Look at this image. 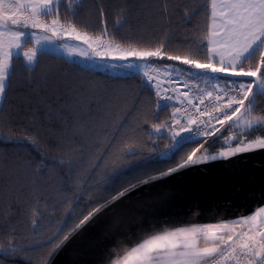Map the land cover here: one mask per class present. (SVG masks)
I'll return each instance as SVG.
<instances>
[{
  "label": "snow or ice",
  "instance_id": "1",
  "mask_svg": "<svg viewBox=\"0 0 264 264\" xmlns=\"http://www.w3.org/2000/svg\"><path fill=\"white\" fill-rule=\"evenodd\" d=\"M205 3L209 22L206 31L198 39L182 42L185 50L177 51L172 49L173 41L167 34L154 42L143 38L116 42L115 35L108 32L107 13L102 8L99 15L103 27L98 35H90L88 26L76 20L83 8L80 0H0V100L9 87L12 61L20 58L33 37L37 47L23 52L29 66L38 63V54L45 50L46 44L61 38L75 40L100 58L98 67L102 71L141 80L156 97V122L152 125L154 131L148 135L151 144L143 146L147 156L135 145L123 151L121 159L138 163L113 174L106 172L102 181L90 185L88 192H99L97 202L85 201L87 207L80 211H77L79 197L84 190L78 192L75 206L68 203L65 219L53 237L48 241L37 240L30 249H48L40 264H51L49 258L98 213L112 207L130 191L189 168L264 150V135L249 139L251 133L264 128V110L257 109V100H264V0H205ZM192 12L198 14L197 9ZM126 14V10L121 12L114 33L127 23ZM184 15L185 22L190 23L192 17ZM34 30L50 36H36ZM89 99L97 100L98 96L95 92L90 97L83 96L78 105L84 107ZM169 108L171 116L160 122L159 113ZM126 123L123 121L117 128L122 129ZM3 139L0 135V140ZM10 142L19 143L11 138ZM31 224L33 236H39L38 219ZM145 236L130 246L131 251L123 259L113 256L112 264H264V206L243 217L177 227L161 234L148 230ZM21 251L12 240L0 245V254L15 256Z\"/></svg>",
  "mask_w": 264,
  "mask_h": 264
},
{
  "label": "trees",
  "instance_id": "2",
  "mask_svg": "<svg viewBox=\"0 0 264 264\" xmlns=\"http://www.w3.org/2000/svg\"><path fill=\"white\" fill-rule=\"evenodd\" d=\"M80 2L83 8L76 20L88 26L90 35H98L103 27L99 10L104 9L108 32L115 35L116 42L139 38L154 42L167 34L172 49L184 51L182 42L201 37L209 23L205 0ZM124 10L127 23L114 33ZM185 13L192 17L190 23L185 22ZM32 41L30 38L25 51L35 47ZM37 60L35 66H29L23 55L12 61L1 105L0 245L12 240L22 251L15 256L0 254V264H40L48 249L31 251L35 242L53 237L65 219L68 203L75 206L79 191L84 190V195L79 197L77 211L87 207L85 201L97 202L99 192L87 189L102 181L106 172L113 174L138 163L121 159L123 151L135 145L147 156L143 146L151 144L148 135L156 122V97L141 80L104 72L48 50L40 51ZM93 92L98 99H89L80 107L81 98ZM257 109L264 110V100H257ZM171 113V108L160 112V122ZM123 121L127 123L118 129ZM257 135H264V128L251 133L249 139ZM33 219L40 224L35 237Z\"/></svg>",
  "mask_w": 264,
  "mask_h": 264
},
{
  "label": "water",
  "instance_id": "3",
  "mask_svg": "<svg viewBox=\"0 0 264 264\" xmlns=\"http://www.w3.org/2000/svg\"><path fill=\"white\" fill-rule=\"evenodd\" d=\"M261 206L264 150H257L189 168L130 191L88 222L55 254L51 264H112L113 256L123 259L130 246L146 238L148 230L161 234L177 227L243 217Z\"/></svg>",
  "mask_w": 264,
  "mask_h": 264
},
{
  "label": "rangeland",
  "instance_id": "4",
  "mask_svg": "<svg viewBox=\"0 0 264 264\" xmlns=\"http://www.w3.org/2000/svg\"><path fill=\"white\" fill-rule=\"evenodd\" d=\"M36 32V36H50V33H43L39 30H34ZM35 38L33 37V40ZM55 40V38H53ZM105 40H108V37H104ZM67 47H64V46ZM35 47H37L35 45ZM69 49H72V52H69ZM45 50L60 54V55H64L67 56L68 58H72L74 60H77L87 66L90 67H94L96 69L101 70L98 65L101 63V60L99 57H94V53H92L91 49L87 48V45H83L81 44L79 41H75V40H66V39H59V40H55L54 43L52 44H46V48ZM87 56H93L94 59L92 60H88L85 57ZM111 73H115L118 74L117 72H111ZM122 74V73H121ZM202 85V84H201ZM203 87V85L201 86ZM237 231V228H236ZM201 243H203V241H201Z\"/></svg>",
  "mask_w": 264,
  "mask_h": 264
},
{
  "label": "crops",
  "instance_id": "5",
  "mask_svg": "<svg viewBox=\"0 0 264 264\" xmlns=\"http://www.w3.org/2000/svg\"><path fill=\"white\" fill-rule=\"evenodd\" d=\"M23 52H27V51H25V50L23 49L22 52H21V55H23ZM26 60H27V57H26ZM7 83H8V81H7ZM201 86H202V85H201ZM4 96H5V94H4ZM3 100H4V97H3L2 100H0V106H1L2 103H3Z\"/></svg>",
  "mask_w": 264,
  "mask_h": 264
}]
</instances>
